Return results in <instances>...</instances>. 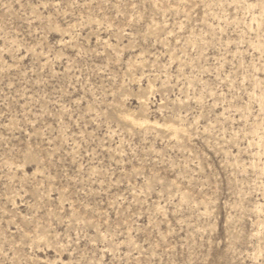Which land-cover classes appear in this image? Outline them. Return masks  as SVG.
<instances>
[{"label":"rangeland","instance_id":"374dc122","mask_svg":"<svg viewBox=\"0 0 264 264\" xmlns=\"http://www.w3.org/2000/svg\"><path fill=\"white\" fill-rule=\"evenodd\" d=\"M0 264H264V0H0Z\"/></svg>","mask_w":264,"mask_h":264},{"label":"bare ground","instance_id":"6f19581e","mask_svg":"<svg viewBox=\"0 0 264 264\" xmlns=\"http://www.w3.org/2000/svg\"><path fill=\"white\" fill-rule=\"evenodd\" d=\"M171 128H172L174 131H176V129H175L173 126H171Z\"/></svg>","mask_w":264,"mask_h":264}]
</instances>
